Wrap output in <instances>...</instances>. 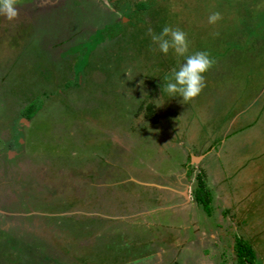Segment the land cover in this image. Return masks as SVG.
Instances as JSON below:
<instances>
[{
	"label": "rangeland",
	"instance_id": "obj_1",
	"mask_svg": "<svg viewBox=\"0 0 264 264\" xmlns=\"http://www.w3.org/2000/svg\"><path fill=\"white\" fill-rule=\"evenodd\" d=\"M18 6L0 16V264H237L239 239L264 264V0ZM165 25L215 61L187 104L162 92Z\"/></svg>",
	"mask_w": 264,
	"mask_h": 264
},
{
	"label": "clouds",
	"instance_id": "obj_2",
	"mask_svg": "<svg viewBox=\"0 0 264 264\" xmlns=\"http://www.w3.org/2000/svg\"><path fill=\"white\" fill-rule=\"evenodd\" d=\"M175 10V8L173 9ZM20 10L18 0H0V16L8 21H14L19 17ZM222 19L218 11L211 12L208 16L209 24H216ZM155 48L167 55L171 50L178 58L179 67L172 68L163 78L162 92L168 97H182L181 103H188L197 97L206 87L204 74L214 65L215 61L206 51L190 53V41L187 34L179 27L165 25L157 34L151 28L148 30ZM213 36H218L215 32ZM183 57L184 62L180 63L179 58ZM163 101V99H160ZM161 102L159 105H161Z\"/></svg>",
	"mask_w": 264,
	"mask_h": 264
},
{
	"label": "trees",
	"instance_id": "obj_3",
	"mask_svg": "<svg viewBox=\"0 0 264 264\" xmlns=\"http://www.w3.org/2000/svg\"><path fill=\"white\" fill-rule=\"evenodd\" d=\"M144 107L146 110L149 111L150 105H146ZM200 175L196 174L197 186L194 190L193 198L197 204L201 205L202 207H206L209 203V197L207 195L208 192L206 189L205 182L201 177L202 175ZM235 250L237 255V264H242L244 260H253V251L247 244L243 243L240 239L235 243Z\"/></svg>",
	"mask_w": 264,
	"mask_h": 264
},
{
	"label": "crops",
	"instance_id": "obj_4",
	"mask_svg": "<svg viewBox=\"0 0 264 264\" xmlns=\"http://www.w3.org/2000/svg\"><path fill=\"white\" fill-rule=\"evenodd\" d=\"M224 136H226V135H224ZM227 137V136H226ZM194 140L196 141V145H194L195 146V148L196 149H198L199 147H203V146H205L203 143H205V142H207V141H204L200 146H199V144H198V139H196V138H194ZM209 142V141H208ZM220 142V141H219ZM198 147V148H197ZM212 147V149H213V144L210 146V148ZM202 149V148H201ZM212 149H209V151L208 152H206V153H204V154H201L202 155V159L200 160V161H203V160H205L207 157H209V156H211V152L212 151H210V150H212ZM186 152H187V156L189 155V146H186ZM185 153V152H184ZM190 158V157H189ZM190 161V160H189ZM182 163V162H181ZM188 164H189V162H188ZM187 164V165H188ZM208 165H210L209 163H208ZM181 166H183V169H184V172H186V171H188V169H189V165L188 166H186L187 167V169L185 168V163H182V165ZM175 174H178V170L177 171H175L174 172ZM180 173V175H181V172H179ZM179 177V176H178ZM176 181H178V179L176 180ZM176 184H178V182L176 183ZM183 185V184H182ZM177 186H179V185H177ZM171 190H172V194H175V196H176V194H179V191H178V188H171ZM186 190V194H185V197H187V200H190L191 199V197H190V195H188V193L187 192H189V189H185ZM180 193H181V191H180ZM184 197V195H182L181 194V197ZM184 197V198H185ZM190 197V198H189ZM185 200V199H184Z\"/></svg>",
	"mask_w": 264,
	"mask_h": 264
},
{
	"label": "flooded vegetation",
	"instance_id": "obj_5",
	"mask_svg": "<svg viewBox=\"0 0 264 264\" xmlns=\"http://www.w3.org/2000/svg\"><path fill=\"white\" fill-rule=\"evenodd\" d=\"M18 129L17 128H15V130H14V132H16ZM5 139V138H4ZM5 143H6V146L7 145H10V146H12V144H15V145H18L19 143H21V138H14L13 136H11V134L9 135V137L7 138V139H5ZM13 147V146H12ZM6 155H7V150H6ZM1 156V155H0ZM8 156V155H7ZM12 158V157H11ZM10 158V159H11ZM188 166V165H187ZM186 169H187V167H186ZM189 170V169H188ZM262 247H264V241H262ZM249 246V245H248ZM262 250H263V248H262ZM231 251H232V254H233V256L235 257V259L236 260H234V263H235V261L237 262V255H236V250H235V244H234V246L232 247V249H231ZM253 256H254V254H253Z\"/></svg>",
	"mask_w": 264,
	"mask_h": 264
}]
</instances>
